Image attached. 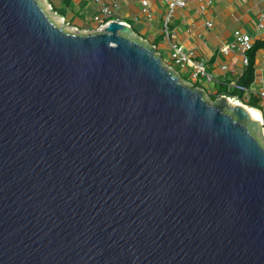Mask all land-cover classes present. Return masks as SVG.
Returning a JSON list of instances; mask_svg holds the SVG:
<instances>
[{"label": "water", "instance_id": "water-1", "mask_svg": "<svg viewBox=\"0 0 264 264\" xmlns=\"http://www.w3.org/2000/svg\"><path fill=\"white\" fill-rule=\"evenodd\" d=\"M0 0V264H264V128L129 25Z\"/></svg>", "mask_w": 264, "mask_h": 264}, {"label": "crops", "instance_id": "crops-1", "mask_svg": "<svg viewBox=\"0 0 264 264\" xmlns=\"http://www.w3.org/2000/svg\"><path fill=\"white\" fill-rule=\"evenodd\" d=\"M50 1L57 12L56 16L65 17L70 26L85 33L95 32L97 24L94 17L99 14V7L94 0H47L48 4ZM119 4L120 19L131 26L135 36L154 47L163 61V56L170 54V46L163 31L166 4L161 0H150L151 17L141 13V5L136 0H119ZM262 7L263 3L256 0H214L211 7L201 12L200 6L191 1L185 9L175 11L169 24L173 40L185 50L196 51L197 59L204 62L207 71L215 78L211 83V96L219 91L229 92L242 85L247 67L243 65L240 54L233 52L229 56H223L220 49L233 41L235 30L251 35L254 43L264 39V33L257 30L258 14ZM131 22L135 23L134 26ZM209 22L213 24L212 27L207 26ZM254 65V79L242 97L245 102L249 101L246 99L247 95L249 99L252 97L258 100L256 94L264 90V49L256 52ZM223 66H228V69L223 70ZM180 71L183 76L180 73L179 76L185 80L181 79L185 84L189 83L205 93L202 87L194 85L198 81L191 80L190 69ZM242 99L238 101L243 103ZM261 106L262 102L258 101L255 108Z\"/></svg>", "mask_w": 264, "mask_h": 264}, {"label": "built area", "instance_id": "built-area-1", "mask_svg": "<svg viewBox=\"0 0 264 264\" xmlns=\"http://www.w3.org/2000/svg\"><path fill=\"white\" fill-rule=\"evenodd\" d=\"M95 3L99 7V14L94 17V22L97 24V28L95 32H98L100 28L109 24L110 22H120L124 25H127L123 22L118 14L120 9L119 0H94ZM141 5V13L146 17H151L150 12V0H136ZM163 1L167 7L168 11L164 21V37L167 39L169 46H170V60L179 66L181 69L188 68L191 70V78L194 81L198 79L205 80L208 83H212L215 81V78L207 71L206 66L202 60L197 59V52L194 50H185V48L179 45L175 40H173L174 36L169 29V24L171 19L176 10L185 9L191 1L196 2L200 6L201 12L207 10V8L213 5L214 0H161ZM258 2L263 3V7L258 14V23H257V30L264 33V0H256ZM50 11L54 14L56 12L53 11L52 5L48 4ZM50 12V13H51ZM56 15V14H55ZM59 19L62 20L61 26L68 28H73V31H80L76 27L70 26L67 22L65 17L59 16ZM212 23H207L208 27H212ZM60 26V27H61ZM254 45L253 37L242 30H235L233 34V41L224 45L220 49V53L223 56H229L233 52H238L242 58L243 65L245 67L249 66V58L248 54L252 50ZM165 64V63H164ZM168 68L174 70L168 64H165ZM223 70H227L228 66H223ZM180 77V76H179ZM181 79V77H180ZM237 89L247 92L246 87L237 86ZM258 99L262 102L261 108H255L261 115V124L264 128V90L258 92L257 94ZM235 100L234 98H232ZM246 99L249 100V96H246ZM238 101V100H235ZM239 102V101H238ZM241 103V102H240ZM243 104V103H241ZM244 105V104H243ZM247 106V105H246Z\"/></svg>", "mask_w": 264, "mask_h": 264}, {"label": "trees", "instance_id": "trees-1", "mask_svg": "<svg viewBox=\"0 0 264 264\" xmlns=\"http://www.w3.org/2000/svg\"><path fill=\"white\" fill-rule=\"evenodd\" d=\"M68 1L69 0H67L66 2H68ZM50 4L53 7V11L56 12L55 7H54V5L52 4L51 1H50ZM260 49H264V39L256 41L254 43V45H253L252 50L249 52V54H248L249 66L246 68L245 73L243 75V78H242L243 83H242V85H238V86L247 88L252 83V81L254 79V71H255V65H254L255 54ZM221 95H226L227 97H231V98L236 97L240 101V99H242V97H243V91H241V90L237 89V87H235L233 90H230L229 92H227V90H225L224 92H220L219 91V92L213 94V96H211L210 99L212 101H215ZM258 101H260V100L259 99L255 100L254 98L251 97L249 99V101L243 102V103L245 105L250 106L249 108L255 109L256 105H258Z\"/></svg>", "mask_w": 264, "mask_h": 264}, {"label": "rangeland", "instance_id": "rangeland-1", "mask_svg": "<svg viewBox=\"0 0 264 264\" xmlns=\"http://www.w3.org/2000/svg\"><path fill=\"white\" fill-rule=\"evenodd\" d=\"M45 2H46V4L48 5V2H47V0H44ZM49 6V5H48ZM53 8V7H52ZM165 9L168 11V7L165 5ZM167 11H165V14H167ZM49 12H51L50 10H49ZM50 14H54L53 12H51ZM56 14V13H55ZM53 15V17H55V18H57V19H59V16H56V15ZM60 20V19H59ZM131 24H132V26H134V24L135 23H133V22H131ZM59 26H61V23H59ZM62 27V26H61ZM130 28H131V26H130ZM79 30V29H78ZM169 52H170V50H169ZM170 54H168V55H165V56H163L164 58H163V62L165 63V64H168L169 66H171L173 69H174V71L175 72H177L178 74L181 72L180 70H185V69H187V68H185V69H181L179 66H177L176 64H174L171 60H170V56H169ZM207 69V68H206ZM181 74V73H180ZM182 76H183V74H181ZM183 81H185L183 78H181ZM191 80H193V79H191ZM198 81V83H196V84H194V85H199L200 87H202L203 88V90L205 91V93H206V95H205V97L208 99V101L212 104L214 101H212L211 99H210V97H211V93H212V91H211V89L213 88V85L211 84V83H208V82H206L205 80H202V79H198L197 80ZM196 81V82H197ZM185 83V82H184ZM187 84V83H186ZM188 85H190L189 83H188ZM242 101L243 102H245V98H243L242 99ZM252 110V109H251ZM253 111H255V110H253ZM260 117V116H259ZM259 121H260V119H259ZM263 133H264V131H263Z\"/></svg>", "mask_w": 264, "mask_h": 264}, {"label": "bare ground", "instance_id": "bare-ground-1", "mask_svg": "<svg viewBox=\"0 0 264 264\" xmlns=\"http://www.w3.org/2000/svg\"><path fill=\"white\" fill-rule=\"evenodd\" d=\"M238 102V101H237ZM239 104H240V102H238ZM247 109H248V111L253 115V116H255L256 118H258V120L260 119V121H261V115H260V113L257 111V110H255V109H252V108H249L248 106H247ZM252 109V110H251ZM253 110H255V111H253ZM260 116V117H259Z\"/></svg>", "mask_w": 264, "mask_h": 264}, {"label": "clouds", "instance_id": "clouds-1", "mask_svg": "<svg viewBox=\"0 0 264 264\" xmlns=\"http://www.w3.org/2000/svg\"><path fill=\"white\" fill-rule=\"evenodd\" d=\"M232 99V98H231ZM245 105V104H244Z\"/></svg>", "mask_w": 264, "mask_h": 264}]
</instances>
